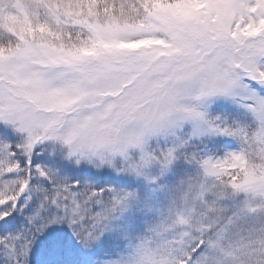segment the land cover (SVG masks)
Instances as JSON below:
<instances>
[{
    "label": "snow or ice",
    "instance_id": "1",
    "mask_svg": "<svg viewBox=\"0 0 264 264\" xmlns=\"http://www.w3.org/2000/svg\"><path fill=\"white\" fill-rule=\"evenodd\" d=\"M0 264H264V0H0Z\"/></svg>",
    "mask_w": 264,
    "mask_h": 264
}]
</instances>
